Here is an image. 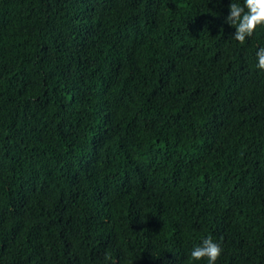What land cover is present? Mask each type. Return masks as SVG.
Instances as JSON below:
<instances>
[{"label": "trees", "instance_id": "trees-1", "mask_svg": "<svg viewBox=\"0 0 264 264\" xmlns=\"http://www.w3.org/2000/svg\"><path fill=\"white\" fill-rule=\"evenodd\" d=\"M243 0H0V264H264V26Z\"/></svg>", "mask_w": 264, "mask_h": 264}, {"label": "clouds", "instance_id": "clouds-1", "mask_svg": "<svg viewBox=\"0 0 264 264\" xmlns=\"http://www.w3.org/2000/svg\"><path fill=\"white\" fill-rule=\"evenodd\" d=\"M229 8V15L225 19L235 27L234 39L240 44H244L246 38L251 37L258 27L264 26V0H243V4L232 2ZM256 57V67L264 70V47L259 48ZM221 253L220 244L208 237L191 251L190 256L193 260L207 258L208 264H215Z\"/></svg>", "mask_w": 264, "mask_h": 264}]
</instances>
